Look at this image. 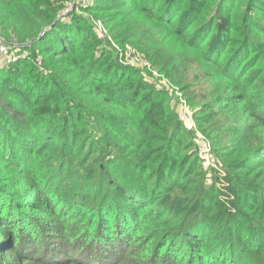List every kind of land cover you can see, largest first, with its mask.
Instances as JSON below:
<instances>
[{
  "label": "trees",
  "instance_id": "trees-1",
  "mask_svg": "<svg viewBox=\"0 0 264 264\" xmlns=\"http://www.w3.org/2000/svg\"><path fill=\"white\" fill-rule=\"evenodd\" d=\"M0 37V264H264V0H0Z\"/></svg>",
  "mask_w": 264,
  "mask_h": 264
},
{
  "label": "rangeland",
  "instance_id": "rangeland-1",
  "mask_svg": "<svg viewBox=\"0 0 264 264\" xmlns=\"http://www.w3.org/2000/svg\"><path fill=\"white\" fill-rule=\"evenodd\" d=\"M97 22V21H96ZM101 23V22H100ZM100 27L101 28H104L105 29V31L108 33V31H107V27H105V26H103V24L101 23L100 24ZM93 29H95V30H97L98 28H96V27H94ZM94 30V31H95ZM104 31V32H105ZM125 43V42H124ZM0 64H2V62H0ZM136 67H140V66H136ZM160 78H158V80H159ZM201 86H203L201 83H199V87H201ZM210 86V84L208 85L207 84V87H206V89L208 88ZM190 88L191 89H193V90H195V88H196V86H190L189 87V89H188V91L187 92H185V91H183L179 86L177 87L175 84L173 85V87H172V89H173V91H172V89H170L172 92H171V94L174 96V100H173V103H172V106L174 107V109L176 110V112H177V115H178V118L183 122H187V120L188 121H193V123H194V126H195V128L193 127L191 130H193V129H195V133L192 135V140H194L195 141V137H197V136H199L200 134H201V132H200V130L197 128V125H196V122H195V119H194V114H193V111L195 112V109H193L191 106H189V104H188V96H186V94L188 95V93H189V90H190ZM201 94L204 92V90L203 89H201V91H199ZM198 98H200V99H198V100H196V102H195V105L197 106V105H201V107H204V102H206V100H209V98L210 97H198ZM197 107H199V106H197ZM203 116V115H202ZM212 118V119H211ZM223 118H224V115H223V113L221 114V115H219L217 118H214V117H207V120L206 121H204V124L206 125V126H208L211 130H212V132H217V130L215 131V128L217 129V128H220L221 127V125H222V123H223ZM204 120V119H203ZM224 130V129H223ZM195 136V137H194ZM188 146H191V145H188ZM202 156H203V159H207V158H209V159H211V156L208 154V153H206V152H203L202 153ZM208 166H207V168L208 169H214V171H213V174L214 175H223V174H225L224 173V171H222L221 169H220V167L219 166H217L215 163L214 164H212V163H210L209 161H206L205 162ZM215 177V176H214ZM208 183H210L209 181H208ZM233 193H231V194H229L228 196H227V198L229 199V201H231L234 197V195H232ZM233 209H231L230 211H232Z\"/></svg>",
  "mask_w": 264,
  "mask_h": 264
},
{
  "label": "built area",
  "instance_id": "built-area-1",
  "mask_svg": "<svg viewBox=\"0 0 264 264\" xmlns=\"http://www.w3.org/2000/svg\"><path fill=\"white\" fill-rule=\"evenodd\" d=\"M97 32H104L105 30H103L100 27V21H97ZM115 45V44H114ZM119 49V48H118ZM119 54L124 56V60L125 63L131 64V65H137V63H141V64H145L146 62L142 59V56L137 54L130 45H126L123 49H119ZM0 57L6 58V59H12L10 56V52H9V44L0 37ZM123 60V62H124ZM160 83H163L165 85H167V80L166 79H161L160 78ZM168 86V85H167ZM188 127L189 129H192V124L188 123ZM202 146L199 147L198 153L201 157V159L203 160V162L205 163L206 161H209L211 163V160L209 158L207 159H203L202 153L206 152L208 153L209 151V146L208 144L201 143Z\"/></svg>",
  "mask_w": 264,
  "mask_h": 264
}]
</instances>
